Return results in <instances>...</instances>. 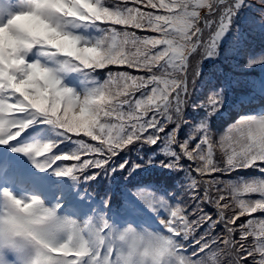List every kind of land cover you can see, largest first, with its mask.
I'll list each match as a JSON object with an SVG mask.
<instances>
[{
	"label": "snow or ice",
	"instance_id": "1",
	"mask_svg": "<svg viewBox=\"0 0 264 264\" xmlns=\"http://www.w3.org/2000/svg\"><path fill=\"white\" fill-rule=\"evenodd\" d=\"M136 2L137 0H123L122 6L108 7L101 0H31L26 10L16 12L6 24H0V144L15 141L14 137L21 136L33 122L56 124L65 130L62 133L65 136L69 133L86 132L99 143H89L86 139L79 138V147L71 152L60 149L59 140L25 144L15 150L29 154L38 172L50 171L56 176H68L87 182L95 179L101 172L108 174L115 171L110 167L109 161L133 139L143 140L147 128H153L152 134L147 135V141L152 143L157 139L156 128L163 124L161 118L168 116L169 105L180 110L181 105L188 100L191 80L199 73L195 65L190 69V76L185 71L178 79L173 80L167 79L164 73L149 77L107 69V79L81 96L72 87L64 85L39 59H26L33 46H42L55 52L58 48V53L74 58L71 63L85 69L89 75L105 65L119 64L129 65L133 69H149L153 65H167L176 61L183 66L185 57L198 46L204 49L205 54L217 55L219 39L232 25V17L235 15L234 11L229 10L218 21L205 19L201 25L197 22L200 14L195 10L199 5L193 0H147L150 10L146 12L129 7L130 3ZM204 6L212 12L210 4ZM19 17L24 19L18 20ZM112 20L119 25H134L136 29L152 30L153 34L138 35L126 29L118 30L109 24L105 34L90 45L88 41L82 44L81 38L65 27L78 21ZM45 21L52 24V29L47 28ZM205 28H208L207 32L204 31ZM205 36L208 37L207 41ZM129 44L135 51L131 55H124L123 48ZM98 49H104L102 56L85 55ZM118 83L121 86L117 90ZM144 85L150 87L143 88L139 99L134 98L137 89ZM77 99L79 104L76 103ZM106 99L112 101L107 107L97 103ZM61 101L67 105L62 115ZM223 103V89L212 92L200 101V104L208 108L209 114L218 112ZM13 106L17 115L7 118L6 112ZM150 110L151 118H147L145 114ZM77 111L81 115L88 113L90 119L82 122L76 115ZM101 116L115 117L120 123H102L99 121ZM244 130H247L250 138L244 135ZM236 132L241 133L239 138L235 136ZM199 135L201 139L194 145L184 142L178 155L186 154L195 162L198 178L192 184L207 185L202 195L194 192L191 199L171 203L151 190L140 189L135 194L148 209L157 213L165 232L174 237V246L182 254L181 264H246L248 256L255 258L257 255L260 257L257 264H264V221H253L246 215L256 212L258 208L264 209V198L245 201L237 197V207L235 201L230 203V197L223 194L240 191H258L264 194V182L246 185L243 189L236 188L233 192L234 185L226 184L221 189L220 180L205 178L206 174L220 169L215 158L217 147L227 155L225 171L238 165H253L255 162H260L257 166L264 171V117L242 119L219 141L214 138L205 120L200 125ZM175 136L176 132H173L172 137ZM52 148L55 149L54 152L49 151ZM69 154L74 163H66L61 159V156ZM81 156L84 159L81 160ZM57 161L60 163H56ZM126 163L124 161L117 167L122 168ZM159 163L173 169L183 167L175 157ZM93 169L96 171H92ZM18 181L29 186L31 178L21 174ZM40 191L42 190L38 189L36 194ZM3 196L15 199L14 192L8 187L3 188ZM71 196V192H65L64 199ZM64 199L57 198L58 207H62ZM206 201L216 205L219 219L224 224V229L215 239L207 232L197 231L206 221L210 224L216 222L203 210L202 205ZM104 204L108 205L107 199ZM161 210L167 215L161 217ZM241 216L248 219L237 224ZM112 224L104 213L95 219L85 220L81 227L86 239L66 255L61 254V264H120L111 238ZM236 231L240 233L239 240L234 236ZM188 237H191L190 241ZM87 238H93V242L89 243ZM190 244H195V248L189 252Z\"/></svg>",
	"mask_w": 264,
	"mask_h": 264
},
{
	"label": "rangeland",
	"instance_id": "2",
	"mask_svg": "<svg viewBox=\"0 0 264 264\" xmlns=\"http://www.w3.org/2000/svg\"><path fill=\"white\" fill-rule=\"evenodd\" d=\"M216 3L217 11L216 14L221 16L222 13L226 12L227 9L225 8V4L227 0H199L197 4L203 8L201 15L204 14L205 10L208 7H205L206 4ZM239 0H237L238 2ZM31 0H0V24H6L7 21L16 13L21 10H26L30 5ZM256 4V8L261 12L259 13L260 18H256L255 21L245 20V17H242L239 21V24L236 26H229L227 31H225L222 36L220 37L219 41L223 42L225 40V35H227V40L229 41V45L222 48V45L219 46L218 54L217 55H204V49L200 48L199 46L193 48L191 52L184 59V72L190 70L189 66L191 65V58L193 53L195 52L196 55L194 57L199 56L201 53L202 55L198 60L193 59V65L198 68L199 73L198 75L191 80V88H190V96L187 101H185L180 110H177L176 107L172 104L169 105L168 108V116L162 117L161 119L164 121L160 127L156 128L157 139L149 143L147 141V135L152 134L153 128L149 127L144 134V139L141 140L139 138L133 139L131 142L138 144L140 149V154L142 157L144 155L151 153V156L157 157L156 164L162 165L159 161H169L172 160L174 157L179 160V163L183 165V167L178 169H172L173 177H176L175 188L177 189V193L173 196L175 200L172 203H178L181 200L191 199L192 194L195 192L197 194L202 195L203 192L206 190V184H197L193 185L192 182L197 180L198 173L196 171V164L195 162L189 158L186 154L183 156H179L178 154L183 149L184 142L188 141L190 144L197 143L201 136L199 135L200 125L202 122L207 120L208 127L212 130L214 134V138L219 141L220 138L224 135H227L231 128L235 127L242 119L245 118H259L264 117V115L257 117L254 114L244 113L246 106L244 105V101L239 92L238 82H245L249 77H253L255 71L258 68H245L241 66L240 63L245 58L251 59L258 55L260 52H264V0H248L246 2L245 7L253 6ZM133 8H139L141 11H149L150 7L144 6L143 1H138L133 3ZM224 15V14H223ZM66 27V26H65ZM218 27V24H217ZM68 31L69 28L66 27ZM125 29L130 32H134L136 34H152L149 29H136L134 25H127ZM253 30V31H252ZM248 31H250L253 36V45L260 47L261 49H253V48H245V39L249 38ZM71 32V31H70ZM207 32V31H206ZM81 38V43L83 44L86 40L79 34H75ZM251 38V37H250ZM205 41H207L208 37H204ZM89 42V41H88ZM94 42H89V44H93ZM263 46V47H262ZM38 46H33L31 50L28 51L26 59H30L37 51ZM48 51L50 50L47 48ZM135 51V48L131 47V45H126L123 48L124 55H131L132 52ZM38 57L36 58L41 61V63L50 68L53 73L61 79L62 83L66 86L72 87L79 95L83 96L86 94L83 88L78 85L77 82H73L70 76V69L67 68L68 78L59 76L61 73L57 69V65L51 62L53 57L52 53L45 54L44 52H37ZM219 58V59H218ZM221 60L223 63L219 62ZM174 64V63H173ZM171 64L170 67H174ZM106 67V66H104ZM153 69H133L129 65H110V69L112 71H129L132 75H141V76H152L157 75L159 76L157 70L154 68V65L151 67ZM166 78L169 80L178 79L179 75H182L181 65L175 64V68L166 70ZM59 74V75H58ZM191 72L189 73V76ZM187 79V77H186ZM121 85L118 83L116 85L117 90ZM144 87H150L149 85H144L141 88H138L136 93L134 94V98L139 99L143 93ZM223 89V96H224V103L223 107L219 109L218 112L209 114L208 108H206L203 104H200V101L203 100L205 97L210 96L212 92L219 91ZM149 95L151 92L149 91ZM76 103L79 104V99L76 100ZM99 103V101H97ZM112 101L110 99H106L103 101V105L107 107L108 104H111ZM101 104V103H100ZM62 107L66 108L67 105L64 101H61ZM198 105V106H194ZM240 107V108H239ZM12 110H15L14 106L12 109L6 112V117L11 118V115L7 116V113H10ZM125 110L127 108L125 107ZM139 111V109H137ZM76 115L79 120L82 122H87L85 120V113L81 115L79 111L76 112ZM152 110L145 114L147 118H151ZM14 127V126H10ZM33 126L29 125L24 132L19 137H14L20 140L23 136V139L16 143L15 141H10L7 144H0V201L3 200V188L8 187L10 188L16 195L21 194H34L37 193V190L40 189L39 194L44 197L49 203L55 201L57 202V198L64 199V190L60 188V186L56 183L55 175L51 176L48 180H45V174L41 177V173L38 171H33L30 168H26V165H30L32 163V159L29 154L24 152L16 151L15 149L21 145L30 144V143H41L42 140L40 137H32L31 139H27L25 132L32 131ZM176 132L175 138L172 137V133ZM244 135L250 138V134L247 130H244ZM235 136L239 138L241 136L240 132H236ZM88 138V135H86ZM85 137V138H86ZM77 148L79 147V141L75 142ZM160 144V145H159ZM159 145V146H158ZM153 150H156L154 153ZM22 156V158H21ZM70 156V155H69ZM150 156V157H151ZM68 156H61V159L65 161ZM216 161L220 165V169L214 173L206 174V179L216 178L221 181L219 187L224 189L226 184H232L235 187L232 189L235 192L236 188L243 189L246 185L252 186L256 185L258 182H264V179L261 178L260 175H253L254 168L260 169L257 165L258 162H255L253 165H246L248 171H239V167L236 166L234 169H230L225 171V167H227V155L224 153L222 149L217 147L215 152ZM16 162L19 165H16ZM60 162V161H57ZM156 164H152V166L156 167ZM11 165V168H9ZM248 173V177L244 174ZM30 177L31 183L29 186H25L24 184L18 181V177L20 175ZM239 184L241 185L239 187ZM192 185V187H190ZM214 190V189H213ZM226 197H230L229 202L232 203L233 201L236 202V206L238 207V200L239 199L245 201H256L264 198V194L257 192H244L240 191L238 193H223ZM259 194L261 196H259ZM257 195V196H256ZM259 196V197H258ZM138 197V196H137ZM260 198V199H259ZM68 199H64V204L62 205L61 209L66 211L68 209L72 210V207L75 206L76 203L70 201L71 203L66 205V201ZM203 210L215 220V223H208L207 221L202 224L204 228L203 232L209 233L214 239L219 233L224 229V224L219 219V209L213 204L211 201H206L203 205ZM76 210L81 211L82 213L86 214L87 211V218H91L92 216L96 217L100 214H94L92 209L89 208L87 205H79L75 206ZM263 209L258 208L254 213H247L246 215L249 219L253 221H264V215L262 213ZM72 215L70 212H68ZM157 215V214H156ZM167 213L161 210V217L166 216ZM80 222H84L85 220L81 216H74ZM248 217L241 216L240 220L236 223L239 224L240 222L247 220ZM133 216L129 211H125L123 214H116L113 215L110 213L109 219L119 225H123L128 221L132 220ZM94 219V218H91ZM138 225L147 224L154 229H159L161 231H165L160 218L156 216V219H145L142 223H137ZM161 226V227H160ZM257 227L259 225L257 224ZM234 236L237 240H239L240 233L236 231ZM71 254V253H70ZM260 257L257 255L255 258L253 256H248L246 258V264H257Z\"/></svg>",
	"mask_w": 264,
	"mask_h": 264
},
{
	"label": "trees",
	"instance_id": "3",
	"mask_svg": "<svg viewBox=\"0 0 264 264\" xmlns=\"http://www.w3.org/2000/svg\"><path fill=\"white\" fill-rule=\"evenodd\" d=\"M138 1H143L144 6L150 7L149 5H147V0ZM198 1L199 0H193V2L196 4ZM247 1L248 0H242L241 2V0H239L237 2V0H227L225 8L227 9V11L231 10L235 13V15L232 17L233 23L231 27L239 24V21L242 17H245V20L251 19V21H255L256 18H260L261 15H259V13L262 14L263 12H261L260 10L258 12V9L255 7V3L253 4V6L245 7ZM101 3H104L105 6L108 7H115L117 5L122 6L123 0H101ZM216 3L217 2L215 1L211 4L212 12H209V9H206L203 15H201L203 11L202 7L199 6L195 9L200 14L199 20L197 21L198 23L203 25L205 19L209 21L219 20L220 16L216 14ZM132 5L133 3H130L129 7H132ZM224 13H222L221 16ZM109 24L115 26L118 30L125 29L124 25L117 24L115 20L96 22L78 21L74 23L73 29L76 31H80L82 33V36L89 42L95 43V41L101 38L108 30V28L110 27ZM149 31L152 32V30ZM204 31H208V28H205ZM227 35L228 34L225 35V40L223 42L219 41V46L222 45V48L229 45V41L226 39ZM248 35L249 38L245 39V48H253L256 50L261 49L260 47L252 44L253 34L250 31H248ZM103 54L104 49H98L95 52H88L85 55L88 57H99ZM194 55H196L195 52L193 53V56L191 58V65L189 66L190 69L193 66L194 61L192 60ZM201 55L202 53L197 57L195 56V59L198 60ZM57 59L58 62L63 64V67H67L70 69L71 78L73 79V81H76L86 93L91 88L97 87L99 84H102L107 79V69H110V65H105L106 67L98 68L94 73L89 75L85 71V69L73 65L71 61L74 58H70L66 54H58ZM218 61L223 63L221 60ZM176 63L180 65V63L173 61L172 63L167 65H154V68L157 70L159 75L161 73H164L167 77L168 75H166L165 69L170 70L175 68ZM171 64H173L174 67H170ZM240 65L244 66L245 68H258L252 78L249 77L250 79H247L245 82H238L237 88H239V92L241 94V96L239 97L243 99L244 105L246 106L244 113H246V115L252 113L257 117L262 116L264 115V52H260L258 55L251 59L245 58L243 61H241ZM184 67L185 64L183 63V66H181L182 73H184ZM150 69L153 68H149V71ZM99 103L102 104L103 101H99ZM64 110L65 108L60 104L61 115L63 114ZM71 114L72 113L70 111L69 115ZM85 114L87 115L84 117L85 120H89V114ZM99 121L102 123H111L115 125H119L120 123V121L115 117L105 118L104 116H101L99 117ZM30 125L33 126L32 135L35 137H40L42 140L41 143L59 140L61 142L58 147L65 152L76 150L77 146L75 142L79 141V138H84L89 143H99V141H94L93 137L88 136L87 138L86 132L74 134L69 133L68 136L62 135L65 130H62L58 125L53 123L33 122L30 123ZM69 136H71L72 138L69 139ZM138 146V144L129 142L123 149L120 150V152L116 156H113L111 161H109L110 167L114 168L115 171H111L108 174L101 172L95 177V179L88 180L87 182H84L83 180L77 181L68 176H57V178L60 179L62 190H64V192L72 193L70 199H80L82 201L91 202L93 205H95L96 210L104 214L108 211L121 213L128 210L136 214L146 213L147 215L157 216V213L152 212L150 209H148L144 202L139 197H137L135 193L140 189L151 190L152 192L158 193L160 196H164L169 200V202L172 203L175 200L173 199V196L177 193V189L175 188L174 184L176 183V177H173V171L171 168L164 166L161 167L160 165L156 164V159H159V156L153 157L151 156V153H149L146 156L144 155V157H142ZM49 151L54 152L55 149L52 148ZM153 152L155 153L156 150H153ZM42 154L46 155L47 153ZM69 155L68 158L65 159V162L74 163L75 161L72 159L71 155ZM80 159H84V156H81ZM124 161H127V163L124 164V167H117L118 164H121ZM149 161H151V163H149ZM152 164H156V167L152 166ZM257 164H260V162H258ZM135 165H140V167H134ZM54 166L55 165H53V167ZM245 169L246 171H248L247 167L245 166L239 167V171H244ZM92 171H96V169H93ZM251 171H253V173ZM251 171L249 170L248 172H251L253 175H260L261 178L264 179V171H262L261 168H254ZM85 175H87V173H85ZM244 175L248 177V173H245ZM240 186L241 185L239 184V187ZM259 196L261 195L259 194ZM105 199L108 200L107 206H105L104 204ZM262 213L264 215V209L262 210ZM204 228L205 226L203 227V225H200V228L197 229V231H204ZM188 240L190 241L191 237H188ZM194 248L195 244H190L188 251L190 252Z\"/></svg>",
	"mask_w": 264,
	"mask_h": 264
},
{
	"label": "clouds",
	"instance_id": "4",
	"mask_svg": "<svg viewBox=\"0 0 264 264\" xmlns=\"http://www.w3.org/2000/svg\"><path fill=\"white\" fill-rule=\"evenodd\" d=\"M45 24L52 29V24ZM14 195L15 199L0 201V264H61V254L86 239L82 222L55 201L49 203L36 193ZM111 238L120 264H181L174 237L147 224L113 223Z\"/></svg>",
	"mask_w": 264,
	"mask_h": 264
}]
</instances>
